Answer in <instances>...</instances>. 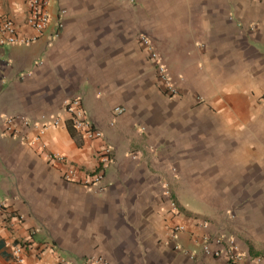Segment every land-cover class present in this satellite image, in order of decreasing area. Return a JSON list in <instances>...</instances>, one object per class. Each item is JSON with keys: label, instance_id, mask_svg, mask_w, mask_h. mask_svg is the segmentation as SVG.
<instances>
[{"label": "crops", "instance_id": "crops-1", "mask_svg": "<svg viewBox=\"0 0 264 264\" xmlns=\"http://www.w3.org/2000/svg\"><path fill=\"white\" fill-rule=\"evenodd\" d=\"M165 1L156 13L143 2L135 8L121 0H57L44 37L0 47V201L22 217L12 226L0 221V264H21L8 244L26 242L23 264H82L90 257L108 264H230L202 253L190 232L231 237L246 264L260 259L264 0ZM3 11L23 37L35 35L25 24V0H3ZM144 32L176 96L165 93L140 42ZM76 97L102 138L74 128L72 135L65 104ZM14 117L40 123L60 117L61 124L48 129L41 153L23 140L35 136L34 128L18 120L16 134L8 131L6 120ZM105 146L113 148V163L89 189L64 180L63 167L48 160L55 152L94 171ZM193 186L240 188L242 206L234 210L232 198H218L220 208L206 213L212 222L198 226L207 221L187 214L193 193L182 192ZM177 225L189 231L175 234Z\"/></svg>", "mask_w": 264, "mask_h": 264}, {"label": "built area", "instance_id": "built-area-1", "mask_svg": "<svg viewBox=\"0 0 264 264\" xmlns=\"http://www.w3.org/2000/svg\"><path fill=\"white\" fill-rule=\"evenodd\" d=\"M27 7V15L25 19L26 26L30 27L35 35L31 37H23L21 35V26L17 21L7 15L3 11V0H0V47L15 46V45H30L44 37L52 25L53 15L52 6L57 0H25ZM65 11L62 10L61 14ZM61 16V15H60ZM58 18L57 27L62 26L61 19ZM140 42L148 49L149 57L154 62L159 77L165 84V93L170 96H176L179 93L178 87L172 81L168 68L163 62L162 56L159 53L157 46L149 35L142 34ZM65 111L70 116V122L73 128L84 133L87 139H98L103 137V132L96 126V124L88 116L84 109L81 97H76L65 104ZM115 113H121L122 108H115ZM22 122L25 126L32 127L36 130L33 138H23V140L31 145L38 146L39 152L45 153L48 146L44 141V136L49 128L58 127L61 124V118L52 119L50 122L40 123L35 122L27 117L8 118L6 124L8 131L13 130L12 135L16 134V130L12 129V124L16 121ZM98 167L94 171H89L84 167L70 161L65 155L49 152L48 160L50 163L63 167L62 177L67 182L77 184L83 188L89 189L99 184L105 175L107 168L113 163L114 155L111 146H105L97 155ZM166 195L168 196L171 206L178 211V204L170 188H166ZM179 212V211H178ZM12 219H22V217L14 216L9 213L8 206L5 202L0 201V221H5L9 226L13 225ZM202 227H208V222L198 224ZM187 226L177 225L174 228L175 234H184L188 232ZM190 238L199 244L202 253L212 255L216 258H224L230 264H246L247 256L237 246L235 239L226 236H219L216 234H203L200 237L190 232ZM216 243L218 249L213 250L212 244ZM8 247L12 254L14 261L23 264L26 260L27 252L29 250L28 242L26 243H9ZM258 261H262L258 259ZM62 264H75L69 259H63ZM82 264H108L102 257H90Z\"/></svg>", "mask_w": 264, "mask_h": 264}, {"label": "rangeland", "instance_id": "rangeland-1", "mask_svg": "<svg viewBox=\"0 0 264 264\" xmlns=\"http://www.w3.org/2000/svg\"><path fill=\"white\" fill-rule=\"evenodd\" d=\"M100 1L101 0H99V1L97 0V2H100ZM103 1L109 2L111 0H103ZM164 1L165 0H121V2H129L135 8L137 6L139 7V5H141V3L143 2V4H146L148 6V8L150 9V12L154 11L156 13H157V10L159 9V7H157V4H159L160 2L165 3L166 1L165 2ZM170 1L174 4V6L177 5L178 1H176V0H170ZM193 2H194V0H193ZM176 8L177 7H175V9ZM176 12L182 13V11H180L179 8ZM193 19H195V17H193ZM144 34H147V33L144 32ZM182 192L186 196L187 195L189 196L190 193H193V210L189 209L190 210L189 211L185 207H183L184 208L183 211L187 210V212H188L187 214H189V213L193 214V217H195L197 220L201 219V220H204L207 222H212L210 218H213V217L211 215H209V213L208 214H206V213L211 212L212 210H215L217 208H220L219 204L222 202L217 201L216 199H218V198H227L226 196H229L228 198H232V201L233 200L234 201H233V203H230L229 206L232 207V209H234V210L239 209L242 206L241 198L239 195V194H241V190H240V188H237V187L193 186V188H182ZM223 193H226L227 195L222 196ZM195 194H197V197H195ZM217 194H218V197H217ZM174 197H175V195H174ZM212 198H214V199H212ZM230 221L231 222L235 221V218L234 217L230 218V219L227 218V222L225 221L226 225ZM239 222H241V219L238 220V223ZM235 225H237V224H235ZM232 226H233V224L231 226H228V227H232ZM260 237H261V241H259L258 245H260V248H262L261 249L262 251H260L262 254H261V256H259V258L262 261L257 260V262H252V264H264V234H262Z\"/></svg>", "mask_w": 264, "mask_h": 264}, {"label": "trees", "instance_id": "trees-1", "mask_svg": "<svg viewBox=\"0 0 264 264\" xmlns=\"http://www.w3.org/2000/svg\"><path fill=\"white\" fill-rule=\"evenodd\" d=\"M70 124H71V122H70ZM70 131H71L72 135L75 136L74 131H73V126H72V124H71V126H70Z\"/></svg>", "mask_w": 264, "mask_h": 264}]
</instances>
